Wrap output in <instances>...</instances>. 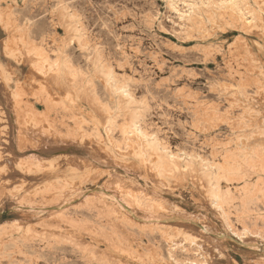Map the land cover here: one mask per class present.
I'll list each match as a JSON object with an SVG mask.
<instances>
[{"label": "rangeland", "instance_id": "1", "mask_svg": "<svg viewBox=\"0 0 264 264\" xmlns=\"http://www.w3.org/2000/svg\"><path fill=\"white\" fill-rule=\"evenodd\" d=\"M173 1L0 0V264H264V0Z\"/></svg>", "mask_w": 264, "mask_h": 264}, {"label": "bare ground", "instance_id": "2", "mask_svg": "<svg viewBox=\"0 0 264 264\" xmlns=\"http://www.w3.org/2000/svg\"><path fill=\"white\" fill-rule=\"evenodd\" d=\"M105 1V0H104ZM115 1V0H114ZM127 1V0H126ZM215 1V0H214ZM245 2L246 4H248L249 3V0H221V2H222V4L223 5H225V7L226 8H228V14H229V21H227V22H229L228 24H233V23H244L243 21H244V18L245 17H243V13H242V11L240 10V9H237V8H235V6H236V4H237V2ZM253 1V3H255V4H261V2L263 1V0H252ZM79 2H80V0H79ZM199 2V1H198ZM40 3V2H39ZM41 3H43V2H41ZM48 3V2H47ZM109 3V2H108ZM115 3V2H114ZM147 3V2H146ZM185 3V2H184ZM202 3V2H201ZM77 4V3H76ZM110 4V3H109ZM137 4V3H136ZM140 4H142L141 2H140ZM239 4H241V3H239ZM243 4V3H242ZM250 4V3H249ZM264 4V3H263ZM49 5V4H48ZM55 5V4H54ZM53 5V6H54ZM78 5V4H77ZM130 5V4H129ZM184 5V4H183ZM190 5V4H189ZM15 6V5H14ZM27 6V5H26ZM79 6V5H78ZM127 6V5H126ZM137 6H139V5H137ZM168 6H170L171 7V9L172 10H174L173 12H177V13H179V10L176 8V6H175V3H174V1L173 0H169V2H168ZM198 6V5H197ZM218 6V5H217ZM252 6V5H251ZM17 6H15V8H16ZM30 7V6H29ZM69 7V6H68ZM77 7V6H76ZM124 7V6H123ZM245 7H247V6H245ZM259 7V6H258ZM258 7H256L257 9H258ZM11 8V7H10ZM20 8V7H19ZM53 8V7H52ZM52 8L50 9V10H52ZM78 8V7H77ZM261 8V7H260ZM259 8V9H260ZM74 9V8H73ZM109 9V8H108ZM140 9V8H139ZM146 9V8H145ZM205 9V8H204ZM263 9V8H262ZM26 10V9H25ZM30 10H31V8H30ZM53 10H55V9H53ZM52 10V11H53ZM186 10V9H185ZM264 10V9H263ZM9 11V10H8ZM11 11V10H10ZM188 11V10H187ZM200 11V10H199ZM199 11H196L193 15H191L190 17H188V18H186V20H187V24L189 25V27H190V29L191 30H201L203 27L201 26V24H203L204 25V21H203V16H202V14L199 12ZM249 11V10H248ZM260 11V10H259ZM7 12V11H6ZM5 12V13H6ZM39 12V11H38ZM100 12V11H99ZM220 12H221V10H220ZM223 12H224V10H223ZM250 12V11H249ZM48 13V12H47ZM59 13V12H58ZM176 13V14H177ZM181 13V12H180ZM222 13V12H221ZM225 13H226V11H225ZM247 13V12H246ZM259 13V12H258ZM262 13V12H261ZM3 14V13H2ZM7 14V13H6ZM105 14V13H104ZM111 14V13H110ZM206 17L208 18V14H214V15H211V18L210 19H208L209 21H213L214 19H216L215 18V14H216V12H215V10H213V8L212 9H209V10H207L206 11ZM205 14H203V15H205ZM220 14V13H219ZM252 20H254V22L255 21H257V19H258V17L259 16H257V14L256 13H254V11L252 10ZM8 15V14H7ZM11 15V14H10ZM9 15V16H10ZM17 15V14H16ZM47 15H49V14H47ZM96 15V14H95ZM246 15V14H245ZM259 15V14H258ZM1 16V15H0ZM51 16V15H50ZM115 16V15H114ZM217 16H219L218 14H217ZM8 17V16H7ZM11 17V16H10ZM17 17V16H16ZM49 17V16H48ZM187 17V16H186ZM205 17V16H204ZM2 18V17H1ZM12 18V17H11ZM25 18V17H24ZM31 18V17H30ZM218 18V17H217ZM221 18H223L222 16H221ZM35 19V18H34ZM90 19V18H89ZM147 19V18H146ZM206 19V18H205ZM227 19V18H226ZM3 20V19H2ZM1 20V21H2ZM29 20V19H28ZM51 20V19H50ZM224 20H225V18H224ZM6 21H8V20H6ZM27 21V20H26ZM88 21H90V20H88ZM116 21V20H115ZM140 21V20H139ZM142 21H143V19H142ZM246 21V20H245ZM10 22V21H9ZM14 22H16V21H14ZM22 22H24L23 20H22ZM31 22V21H30ZM141 22V21H140ZM216 22V21H215ZM13 23V22H12ZM12 23L10 24V26L12 25ZM29 23V22H28ZM33 23V22H32ZM86 23V22H85ZM141 23H143V22H141ZM146 23V22H145ZM144 23V24H145ZM209 23V22H208ZM214 23V22H213ZM221 23V22H220ZM256 23V22H255ZM1 24V23H0ZM5 24V23H4ZM24 24V23H23ZM119 24V23H118ZM215 24V23H214ZM217 24V23H216ZM215 24V25H216ZM225 24H227V23H225ZM3 25V24H2ZM1 25V26H2ZM8 25V24H7ZM7 25H4V26H7ZM93 25H94V23H93ZM103 25V24H102ZM113 25V24H112ZM220 25V24H219ZM222 25H224V24H222ZM234 25V24H233ZM3 26V27H4ZM9 26V25H8ZM7 26V27H8ZM13 26V25H12ZM21 26V25H20ZM106 26H107V23H106ZM116 26V25H115ZM261 26V25H260ZM7 27H5V28H7ZM15 27V26H14ZM27 27V26H26ZM29 27V26H28ZM91 27H92V25H91ZM146 27V26H145ZM211 27H213V26H211ZM211 27H209L210 29H211ZM215 27V26H214ZM12 28V27H11ZM125 28V27H124ZM262 28V27H261ZM3 29V28H2ZM16 29V28H15ZM112 29V28H111ZM206 29V28H205ZM7 31L9 30L8 28L6 29ZM12 30H14V29H12ZM11 30V31H12ZM104 30V29H103ZM106 30V29H105ZM123 30V29H122ZM121 30V31H122ZM4 31V30H3ZM2 31V32H3ZM10 31V32H11ZM17 31V30H16ZM18 31H20V30H18ZM24 31V30H23ZM190 31V30H189ZM9 32V31H8ZM7 32V33H8ZM14 32V31H13ZM125 32V31H124ZM197 32H200V31H197ZM5 33V32H4ZM12 33V32H11ZM17 33V32H16ZM16 33H15V35H16ZM25 33V32H24ZM23 32H21V34H24ZM29 33V32H28ZM76 33V32H75ZM116 33V32H115ZM126 34H127V32H125ZM134 33V32H133ZM190 33V32H189ZM203 33L204 32H202V35H203ZM17 34H19V33H17ZM20 34V35H21ZM27 34V33H26ZM25 34V35H26ZM97 34V33H96ZM131 34V33H130ZM201 34V33H200ZM207 34V33H206ZM212 34V33H211ZM216 34V33H215ZM28 35V34H27ZM33 35V34H32ZM43 35V34H42ZM125 35V34H124ZM129 35V34H128ZM127 35V36H128ZM140 35V34H139ZM188 35H190V34H188ZM8 36V35H7ZM10 36V35H9ZM12 36H14V34L12 35ZM11 36V37H12ZM18 36V35H17ZM21 36H23V35H21ZM44 36V35H43ZM143 36V35H142ZM197 36V35H196ZM216 36V35H215ZM25 37V36H24ZM45 37V36H44ZM53 37V36H52ZM90 37V36H89ZM88 37V38H89ZM111 37V36H110ZM117 37V36H116ZM129 37V36H128ZM127 37V38H128ZM139 37V36H138ZM144 37V36H143ZM191 37V36H190ZM189 37V38H190ZM199 37V36H198ZM203 37V36H202ZM209 37V36H208ZM9 38V37H8ZM7 38V39H8ZM20 39H18V41L19 40H21V37H19ZM23 38V37H22ZM39 38H41L40 36H39ZM51 38V37H50ZM134 38V37H133ZM146 38V37H145ZM194 38V37H193ZM196 38V37H195ZM194 38V39H195ZM200 38V37H199ZM213 38V37H212ZM13 39H15V37L14 38H12V41H14ZM26 39H28V37H26ZM43 39V38H42ZM49 39V38H48ZM58 39V38H57ZM113 39V38H112ZM115 39V38H114ZM148 39V38H147ZM156 39V38H155ZM186 39V38H185ZM188 39V38H187ZM205 39V38H204ZM216 39V38H215ZM223 39V38H222ZM222 39H220V40H222ZM11 40V39H10ZM9 40V44L7 43V45L9 46L11 43V41ZM17 40V39H16ZM31 40H33V38L31 39ZM31 40H29L30 42H31ZM44 40V39H43ZM52 40V39H51ZM74 40V39H73ZM152 40V39H151ZM157 40V39H156ZM201 40V39H200ZM203 40V39H202ZM5 41H7V40H5ZM28 41V40H27ZM28 41V42H29ZM35 41V40H34ZM41 41V40H40ZM75 41V40H74ZM88 41V40H87ZM98 41V40H97ZM103 41V40H102ZM132 41H133V39H132ZM136 41V40H135ZM146 41V40H145ZM158 41V40H157ZM14 42H17V41H14ZM19 42H21V41H19ZM27 42V43H28ZM43 42V41H42ZM52 42V41H51ZM54 42H56V41H54ZM61 42H63V41H61ZM84 42V41H83ZM121 42V41H120ZM141 42V41H140ZM212 42V41H211ZM211 42H210V45H211ZM217 42V41H216ZM23 43H24V41H23ZM26 43V44H27ZM41 43V42H40ZM48 43V42H47ZM76 43V42H75ZM88 43V42H87ZM117 43V42H116ZM151 43V42H150ZM13 44V43H12ZM11 44V45H12ZM31 44V43H30ZM34 44V43H33ZM49 44V43H48ZM52 44V43H51ZM118 44V43H117ZM136 44V43H135ZM143 44V43H142ZM192 44H193V42H192ZM204 44V47H205V43H203ZM215 44V43H214ZM15 45V44H14ZM22 45H24V44H22ZM28 45V44H27ZM26 45V46H27ZM46 45V44H45ZM64 45V44H63ZM85 45V44H84ZM104 45V44H103ZM209 45V46H210ZM223 45V44H222ZM221 45V46H222ZM5 46V45H4ZM37 46V45H36ZM47 46V45H46ZM140 46V45H139ZM146 46V45H145ZM148 46V45H147ZM158 46V45H157ZM198 46H199V44H198ZM202 46V45H201ZM208 46V45H207ZM17 47V46H16ZM30 47V46H29ZM29 47H28V49H29ZM57 47V46H56ZM61 47H63V46H61ZM60 47V48H61ZM79 47V46H78ZM80 47H82V45L80 46ZM98 47H100V46H98ZM106 47V46H105ZM116 47V46H115ZM120 48H122L121 46H119ZM126 47H128V45L126 46ZM133 47V46H132ZM137 47V46H136ZM141 47V46H140ZM215 47H218V46H215ZM2 48V47H1ZM4 48V47H3ZM25 48V47H24ZM30 48H32V46L30 47ZM33 48H34V45H33ZM54 48V47H53ZM135 48V47H134ZM133 48V50H135ZM212 48V47H211ZM12 49V48H11ZM17 49V48H16ZM124 49V48H123ZM140 49V48H139ZM149 49V48H148ZM206 49V48H205ZM209 49V48H208ZM2 50V49H1ZM0 50V51H1ZM84 50V49H83ZM115 50V49H114ZM122 50V49H121ZM128 50V49H127ZM161 50V49H160ZM202 50V49H201ZM213 50V49H212ZM220 50V49H219ZM112 51V50H111ZM145 51H147V50H145ZM154 51H156V50H154ZM211 51V50H210ZM215 51V50H214ZM2 52H4L3 50H2ZM26 52V51H25ZM41 52V51H40ZM107 52V51H106ZM134 53L136 52V50L135 51H133ZM144 51H142V53H143ZM151 52V51H150ZM159 52H161V51H159ZM158 52V53H159ZM6 53V52H5ZM4 53V54H5ZM111 53V52H110ZM114 53H116V52H114ZM127 53V52H126ZM145 53V52H144ZM143 53V54H144ZM149 52H147V54H148ZM156 53V52H155ZM198 53V52H197ZM200 53V52H199ZM113 54V53H112ZM118 54V53H117ZM120 54V53H119ZM131 54V53H130ZM27 55V54H26ZM115 55V54H114ZM121 55H123V54H121ZM127 55V54H126ZM134 55V54H133ZM145 55V54H144ZM23 56V55H22ZM108 56V55H107ZM111 56V55H110ZM124 56V55H123ZM155 56V55H154ZM113 56H111V58H112ZM162 57V56H161ZM120 58V57H119ZM122 58V57H121ZM147 58V57H146ZM155 58V57H154ZM10 59V58H9ZM151 59V58H150ZM208 59V58H207ZM3 60V59H2ZM1 60V61H2ZM8 60V59H7ZM6 60V62H8ZM11 60V59H10ZM16 60V59H15ZM110 60V59H109ZM123 60V59H122ZM121 60V61H122ZM129 60V59H128ZM132 60V59H131ZM135 60V59H134ZM138 60V59H137ZM152 60H153V58H152ZM159 60V59H158ZM206 59H204V61H205ZM0 61V62H1ZM5 61V60H4ZM12 61V60H11ZM116 61V60H115ZM164 61V60H163ZM200 61V60H199ZM10 62V61H9ZM16 62H18V61H16ZM114 62V61H113ZM129 62V61H128ZM134 62V61H133ZM144 62V61H143ZM154 62V61H153ZM160 62V61H159ZM162 62V61H161ZM160 62V63H161ZM207 62V61H206ZM2 63V62H1ZM203 63V62H202ZM9 64V63H8ZM55 64V63H54ZM166 64V63H165ZM4 65V64H3ZM171 66V65H170ZM169 66V67H170ZM245 66V65H244ZM17 67V66H16ZM168 66H167V68H169ZM4 68H5V66H4ZM8 68H9V65H8ZM13 68V67H12ZM18 69V68H17ZM51 69V68H50ZM56 69V68H55ZM8 70H10V69H8ZM6 71V70H5ZM10 72V71H9ZM8 72V73H9ZM7 73V72H6ZM12 73H14V69H13V72ZM10 74H11V72H10ZM19 74V73H18ZM44 74V73H43ZM43 74H42V76H43ZM1 75V74H0ZM4 75H6V74H4ZM9 75V74H8ZM13 75V74H12ZM15 75V74H14ZM45 75V74H44ZM173 75V74H172ZM182 75V74H181ZM17 76V75H16ZM147 76H148V74H147ZM153 76V75H152ZM6 77V76H5ZM50 77V76H49ZM224 77V76H223ZM0 78H2L1 76H0ZM11 78V77H10ZM45 78V76L43 77V79ZM221 78V77H220ZM34 79V78H33ZM42 79V78H41ZM107 79V78H106ZM178 79V78H177ZM216 79V78H215ZM7 80V79H6ZM112 80V79H111ZM144 80V79H143ZM157 80V79H156ZM2 81V80H1ZM69 81V80H68ZM158 81V80H157ZM160 81V80H159ZM14 82V81H13ZM107 83L108 82H110L109 80L108 81H106ZM154 82V81H153ZM221 82H224V81H221ZM145 83H146V81H145ZM164 83H166V82H164ZM155 84V83H154ZM158 84V83H157ZM170 84H171V82H170ZM173 84V83H172ZM214 84V83H213ZM218 84H219V82H218ZM217 84V85H218ZM221 84V83H220ZM223 84V83H222ZM15 85L17 86V84L15 83ZM168 85V84H167ZM214 85H216V83L214 84ZM224 85H225V83H224ZM39 86V85H38ZM106 86V85H105ZM227 85H225V87H226ZM159 87H160V85H159ZM168 87H171V86H168ZM167 87V88H168ZM176 87V86H175ZM218 87V86H217ZM222 87V86H221ZM16 89H17V87H15ZM145 88V87H144ZM122 89V85H121V88H120V90ZM169 89V88H168ZM222 89V88H221ZM127 90V89H126ZM13 91H15V90H13ZM122 91V90H121ZM140 91V90H139ZM120 92V91H119ZM123 92H124V90H123ZM138 92V91H137ZM162 92H164V91H162ZM3 93V92H2ZM116 94V93H115ZM163 94V93H162ZM169 95V94H168ZM127 96H128V94H127ZM146 96V95H145ZM152 96V95H151ZM14 97V96H13ZM18 97H20V96H18ZM24 97V96H23ZM148 97V96H147ZM168 97V96H167ZM155 98V97H154ZM172 98V97H171ZM19 99V98H18ZM17 99V100H18ZM153 99V98H152ZM143 100V99H142ZM142 100H141V102H142ZM151 100V99H150ZM154 100V99H153ZM157 100V99H156ZM159 100V99H158ZM122 101V100H121ZM121 101H120V103H121ZM189 101V100H188ZM192 101V100H191ZM155 102V101H154ZM186 102V101H185ZM161 103V102H160ZM168 103V102H167ZM166 103V104H167ZM178 103V102H177ZM123 104V103H122ZM170 104H171V102H170ZM172 105V104H171ZM164 106V105H163ZM166 106H168V104L166 105ZM175 106V105H174ZM184 106V105H183ZM188 106V105H187ZM193 106V105H192ZM146 107V106H145ZM165 107V106H164ZM181 107V106H180ZM91 108V107H90ZM159 108V107H158ZM178 108V107H177ZM185 108V107H184ZM191 108V107H190ZM216 109V108H215ZM176 110V109H175ZM178 110V109H177ZM165 112V111H164ZM167 112V111H166ZM160 114V113H159ZM162 114V113H161ZM176 114V113H175ZM171 115V114H170ZM167 116H168V114H167ZM172 116V115H171ZM1 119V118H0ZM150 121H151V119H150ZM146 122V121H145ZM175 122V121H174ZM155 125V124H154ZM176 125V124H175ZM151 126V125H150ZM131 129V128H130ZM144 129V128H143ZM146 129V128H145ZM157 129H158V127H157ZM137 131H139V133H141L142 135H145V133L141 130V128L139 127V126H137V129H136ZM147 130V129H146ZM156 130V129H155ZM125 132V131H124ZM131 132V131H130ZM156 132V131H155ZM136 133V132H135ZM149 133V132H148ZM131 134V133H130ZM133 134V133H132ZM126 135V134H125ZM152 138L154 139V140H157L156 139V137H155V135H152ZM59 139V138H58ZM126 139V138H125ZM141 139V138H140ZM164 139V138H163ZM184 140V139H183ZM161 141V140H160ZM257 141H259V140H257ZM253 142H255L254 140H253ZM262 142V141H261ZM260 142V143H261ZM233 144H234V142H232ZM248 143V142H247ZM163 144V143H162ZM238 144V147H237V150H239L240 148H241V142H238L237 143ZM236 144V145H237ZM161 145V144H160ZM261 145H264V143H262ZM243 146V145H242ZM249 146V145H248ZM252 146V145H251ZM200 147V146H199ZM198 147V148H199ZM202 147V146H201ZM235 147V146H234ZM247 147V146H246ZM159 149H160V151H162V152H164L165 153V156L168 158V161H170L169 163L170 164H172L173 166H179L180 164H179V160H177V156H175L173 153H171L170 151H165V148L164 147H161V146H159ZM169 149V148H168ZM232 149V148H231ZM246 149V148H245ZM201 150V149H200ZM233 150H236V149H233ZM245 152V151H244ZM216 153V152H215ZM239 153V152H238ZM221 154H223V153H221ZM235 154H237V152L235 153ZM247 154V153H246ZM252 153H250L249 155H251ZM263 154H264V149H263ZM179 155V154H178ZM220 155V154H219ZM225 155V154H224ZM248 155V154H247ZM214 156H216V155H214ZM213 156V157H214ZM246 156V155H245ZM212 157V158H213ZM219 157V156H218ZM248 156H246V157H244V156H241L240 157V159H238L237 160V163L234 165L232 162L234 161V159H236L234 156H230V160L229 161H227V163H226V165L222 168V166L220 167V165H222V163L219 165V172H220V174L222 173V174H224V175H237L238 176V179L240 178V179H243L244 180V182L245 181H247V179H249V175L247 174L246 175V169H247V167L245 166V164H247V162H248V160L246 159ZM225 158V157H224ZM166 159V158H165ZM160 162L161 163H165L166 164V162H164L163 160H162V157L160 158ZM188 160H190V159H188ZM223 161H224V159H222ZM215 161V160H214ZM222 162V161H221ZM262 162H264V159L262 160ZM168 163V162H167ZM168 163V164H169ZM215 163V162H214ZM261 163V162H260ZM217 164V163H216ZM181 165H184V164H181ZM251 165V164H250ZM258 165V164H257ZM36 166V165H35ZM162 166V165H161ZM191 166V165H190ZM37 167V166H36ZM39 167V166H38ZM184 167H185V165H184ZM194 167V166H193ZM245 167H246V169H245ZM169 168V167H168ZM173 168V167H172ZM181 168H182V166H181ZM195 168V167H194ZM196 169V168H195ZM169 170V169H168ZM187 170V169H186ZM198 170V169H197ZM258 170H259V168H258ZM178 171H179V169H178ZM195 171V170H194ZM199 171V170H198ZM197 171V172H198ZM215 171V170H214ZM255 171V170H254ZM181 172H183L184 174H185V172L184 171H181ZM180 172V173H181ZM187 173V172H186ZM193 173V172H192ZM259 173V172H258ZM170 174H171V171H170ZM188 174V173H187ZM181 175V174H180ZM186 175V174H185ZM219 175V174H218ZM215 176V175H214ZM225 176V177H226ZM231 176V177H232ZM232 178H234V177H232ZM229 179V178H228ZM235 179V178H234ZM211 180V179H210ZM233 180V179H232ZM235 181L237 182V180L235 179ZM234 181V183H236ZM244 182H242V183H244ZM257 182V180L255 181V183ZM247 183V182H246ZM247 184H249V182L247 183ZM253 184V183H252ZM251 184V185H252ZM233 185H235L236 186V184H233ZM250 185V186H251ZM254 185V184H253ZM230 186V185H229ZM246 187V186H245ZM247 187H249V186H247ZM247 187H246V189H247ZM253 187V186H252ZM258 187V186H257ZM262 187V186H261ZM232 188H234L235 189V187H232ZM242 188V187H241ZM259 188V187H258ZM240 189V188H239ZM256 189V188H255ZM262 189V188H261ZM221 190V189H220ZM227 190V189H226ZM243 190V189H242ZM245 190V189H244ZM249 190V189H248ZM252 190V189H251ZM224 191V190H223ZM232 191V190H231ZM235 191V190H234ZM256 191V190H255ZM263 192H264V190H262ZM262 191H261V194H262ZM228 192V191H227ZM241 192V191H240ZM245 192H247V191H245ZM257 192V191H256ZM255 192V193H256ZM259 192V191H258ZM223 193V192H222ZM235 193V192H234ZM260 194V193H259ZM258 194V195H259ZM264 194V193H263ZM239 195V194H238ZM237 195V196H238ZM241 195V194H240ZM222 196H224V195H222ZM250 196H251V194H250ZM254 196V195H253ZM214 197H215V200L219 203V193H215L214 194ZM232 197V196H231ZM249 197V196H248ZM264 197V196H263ZM230 198V197H229ZM235 198V197H234ZM233 198V199H234ZM242 198V197H241ZM262 199V198H261ZM260 200V199H259ZM259 200H258V202H259ZM232 202V201H231ZM262 202V201H261ZM240 203V202H239ZM243 203V202H242ZM112 205H115L114 203L112 204ZM234 205V204H233ZM238 205H240V204H238ZM244 205V204H243ZM114 206H112L111 208H113ZM226 207V206H225ZM238 207V206H237ZM245 207V206H244ZM242 208H243V206H242ZM113 209H115V208H113ZM246 209V208H245ZM117 211H119L118 209H117ZM233 211V210H232ZM236 212V211H235ZM243 212V211H242ZM91 213V212H90ZM227 213V212H226ZM244 213V212H243ZM86 214V213H85ZM87 214H88V212H87ZM122 214V213H121ZM124 215H125V213H123ZM233 214V213H232ZM237 214H239V213H237ZM244 215H245V213H244ZM243 215V216H244ZM86 216V215H85ZM89 216V215H88ZM91 216H93V215H91ZM90 216V217H91ZM126 216V215H125ZM230 216V215H229ZM233 216V215H232ZM236 216V214H234V217ZM246 216V215H245ZM232 218V217H231ZM230 219V218H229ZM232 220V219H231ZM137 231V230H136ZM139 233V232H138ZM150 233V232H149ZM159 233V232H158ZM140 234V233H139ZM151 234V233H150ZM146 235V234H145ZM153 237V236H152ZM153 239V238H152ZM159 239V238H158ZM148 240V239H147ZM26 241V240H25ZM157 241V240H156ZM160 241V240H159ZM23 243V242H22ZM31 243V242H30ZM24 245V244H23ZM29 245V244H28ZM19 246H20V244H19ZM157 246V245H156ZM36 247V246H35ZM44 247V246H43ZM16 248V247H15ZM26 248V247H25ZM25 248H23V249H25ZM158 248V247H157ZM20 249V248H19ZM18 249V250H19ZM30 249V248H29ZM155 249H156V247H155ZM165 249V248H164ZM168 249V248H167ZM13 250V249H12ZM42 250V249H41ZM157 250V249H156ZM13 251H15V250H13ZM45 251V250H44ZM50 251V250H49ZM160 251V250H159ZM16 252V251H15ZM34 252V251H33ZM35 252H37V251H35ZM161 252V251H160ZM164 252H165V250H164ZM22 253V252H21ZM20 253V254H21ZM20 254H18V255H20ZM22 254H25V253H22ZM168 254V253H167ZM37 255V254H36ZM169 256V255H168ZM11 257V256H10ZM22 257H25V256H22ZM167 258H169V257H167ZM58 261H59V259H58ZM68 261V260H67ZM22 263V262H21Z\"/></svg>", "mask_w": 264, "mask_h": 264}]
</instances>
